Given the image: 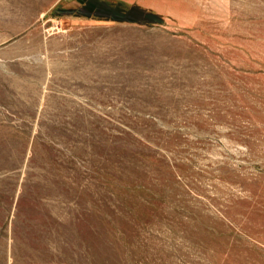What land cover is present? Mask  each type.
Segmentation results:
<instances>
[{
  "label": "rangeland",
  "instance_id": "1",
  "mask_svg": "<svg viewBox=\"0 0 264 264\" xmlns=\"http://www.w3.org/2000/svg\"><path fill=\"white\" fill-rule=\"evenodd\" d=\"M0 264H264V0H0Z\"/></svg>",
  "mask_w": 264,
  "mask_h": 264
}]
</instances>
